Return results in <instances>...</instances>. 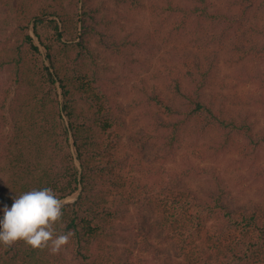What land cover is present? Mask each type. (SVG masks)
I'll return each instance as SVG.
<instances>
[{"label": "trees", "instance_id": "trees-1", "mask_svg": "<svg viewBox=\"0 0 264 264\" xmlns=\"http://www.w3.org/2000/svg\"><path fill=\"white\" fill-rule=\"evenodd\" d=\"M130 1L163 8L160 26L175 18L164 41L185 61L146 91L152 130L89 59L92 38L113 28L93 0H0L16 3L20 35L0 55V219L14 198L50 188L64 201L56 233H73L56 255L0 245V264H264V167L250 195L242 174L190 160H256L264 145L227 73L264 62V0ZM115 31L118 52L139 45Z\"/></svg>", "mask_w": 264, "mask_h": 264}, {"label": "rangeland", "instance_id": "rangeland-1", "mask_svg": "<svg viewBox=\"0 0 264 264\" xmlns=\"http://www.w3.org/2000/svg\"><path fill=\"white\" fill-rule=\"evenodd\" d=\"M71 1L66 0L67 4ZM93 1L100 15L107 22L111 21L113 28H104L106 30L104 40L95 36L92 38L91 49L88 53L89 59L93 65H98L107 80L116 82L120 91V102L127 110L134 109L138 126L152 130L155 123H153L154 118L146 101V91H154L158 84L167 80L171 81L172 75L178 74L185 62L180 53L181 50L174 49V42L164 41L167 33L170 36L167 27L169 23L176 22L175 18L169 19L164 26L158 25L166 18V15L162 12L163 8L159 11L158 9L151 10L152 1H145L144 4L147 7L132 4L130 0L129 2L124 0ZM14 5H16L15 2L11 3V6H4L0 3V55L3 49L11 47L20 38L17 15L11 9ZM154 15L155 20L160 21L155 25L151 24V18ZM115 27L117 28L114 29ZM117 29L122 35H129V41H135L139 45L127 43L125 52H118V39L112 37L117 36V31H115ZM261 71H264L262 61L257 62L256 67L251 64L242 65L235 71L228 69L227 73L231 85L229 91L237 92L239 96H242L241 114L256 124L255 129L264 133V74ZM5 81L6 72H0V90ZM207 93L210 98L213 96L211 91ZM224 94L225 92L223 96ZM130 120L129 117L128 121ZM159 141L158 143H161ZM258 151L256 160H254L255 156L241 159L238 151L231 154L228 152V154L214 158L215 160H207V162L199 161L194 157L190 160L195 168L196 166L207 167L208 164V170L212 173L227 170L242 174L247 179L248 185H251L250 195H253L257 188L263 185L262 177L256 174V170L259 165L264 167V145ZM180 152L183 156L184 148ZM74 200L75 198H70L68 201Z\"/></svg>", "mask_w": 264, "mask_h": 264}, {"label": "clouds", "instance_id": "clouds-1", "mask_svg": "<svg viewBox=\"0 0 264 264\" xmlns=\"http://www.w3.org/2000/svg\"><path fill=\"white\" fill-rule=\"evenodd\" d=\"M64 201L50 189L32 190L5 207L0 219V245L5 248L23 241L32 250L49 249L56 255L69 243L71 232L56 233V224L62 218Z\"/></svg>", "mask_w": 264, "mask_h": 264}]
</instances>
